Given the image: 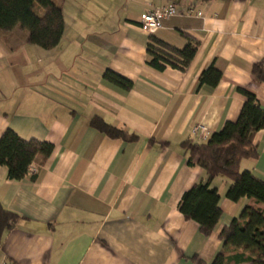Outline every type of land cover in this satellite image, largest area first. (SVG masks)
<instances>
[{"label":"crops","instance_id":"1","mask_svg":"<svg viewBox=\"0 0 264 264\" xmlns=\"http://www.w3.org/2000/svg\"><path fill=\"white\" fill-rule=\"evenodd\" d=\"M168 3L181 14L154 36L145 33L141 15ZM61 7L65 31L53 50L31 45L19 27L0 33V139L10 129L54 146L22 181L0 164V203L20 217L4 234L0 264H212L223 229L245 207L264 206L229 200L230 181L217 177L211 186L222 219L204 236L180 212L183 195L206 180L182 145L208 141L195 136L199 126L211 137L236 122L246 102L239 89L264 109V80L252 74L264 66V0H68ZM187 37L197 43L187 68L147 64L153 38L182 50ZM212 65L220 83L200 87ZM107 70L133 88L106 81ZM95 117L136 139L108 137L91 126ZM255 145L257 158L240 170L264 180V130Z\"/></svg>","mask_w":264,"mask_h":264},{"label":"trees","instance_id":"2","mask_svg":"<svg viewBox=\"0 0 264 264\" xmlns=\"http://www.w3.org/2000/svg\"><path fill=\"white\" fill-rule=\"evenodd\" d=\"M209 3L215 0H202ZM42 12V14H40ZM19 27L29 33L28 42L44 50H53L60 44L65 31L62 7L54 0H0V33H10ZM187 45L179 50L153 38L148 47L147 64L155 70L164 71L168 66L184 70L193 61L197 43L187 37ZM252 74L257 82L264 80L263 64L256 65ZM104 79L111 84L129 91L133 81L107 70ZM222 79V73L214 65L206 69L200 78V87L214 89ZM246 97L236 122H227L206 143L185 142L189 166L199 165L206 172V180L195 184L187 191L180 204V212L186 220L200 226L201 233L211 236L220 220L221 196L212 182L217 177L230 181L226 197L238 202L247 198L264 206V180L250 171H241L243 160H255L258 156L255 145L256 134L264 130V109L253 93L239 89ZM91 126L112 139L134 140L122 130L107 125L95 117ZM54 146L35 140L25 141L8 129L0 139V164L8 169L10 180L22 181L30 175L32 164L42 157L48 159ZM20 217L4 209L0 203V249L4 234L14 229ZM224 247L212 264H264V210L245 207L241 214L220 235Z\"/></svg>","mask_w":264,"mask_h":264},{"label":"built area","instance_id":"3","mask_svg":"<svg viewBox=\"0 0 264 264\" xmlns=\"http://www.w3.org/2000/svg\"><path fill=\"white\" fill-rule=\"evenodd\" d=\"M195 11L190 9L188 14H194ZM181 14L178 10V7L175 3H168L167 5L149 11L141 15L140 18V27L141 29L150 36H154L159 30L162 29L163 23L174 17H177ZM196 16L202 17V13H196ZM195 136L199 137L201 140H208L210 138V133L208 130L199 126L194 131ZM30 172L34 173V169H31Z\"/></svg>","mask_w":264,"mask_h":264},{"label":"rangeland","instance_id":"4","mask_svg":"<svg viewBox=\"0 0 264 264\" xmlns=\"http://www.w3.org/2000/svg\"><path fill=\"white\" fill-rule=\"evenodd\" d=\"M60 7L68 4V0H54ZM42 14V12H40Z\"/></svg>","mask_w":264,"mask_h":264}]
</instances>
